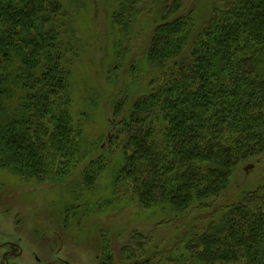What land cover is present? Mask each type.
<instances>
[{
	"label": "trees",
	"instance_id": "trees-1",
	"mask_svg": "<svg viewBox=\"0 0 264 264\" xmlns=\"http://www.w3.org/2000/svg\"><path fill=\"white\" fill-rule=\"evenodd\" d=\"M179 2L151 3L159 19L145 57L158 73L129 105L125 93L114 101L105 158L81 170L89 186L112 167V199L170 217L194 204L210 209L240 163L264 151V0H222L200 26L193 10L178 13ZM108 4L119 30L142 6L151 11L143 0ZM68 17L60 0H0V169L24 179L61 174L85 157L67 82L73 41L61 38ZM239 193L215 206L181 252L163 255L167 264H264V184ZM126 246L127 261L139 255L140 243L135 253Z\"/></svg>",
	"mask_w": 264,
	"mask_h": 264
},
{
	"label": "rangeland",
	"instance_id": "rangeland-1",
	"mask_svg": "<svg viewBox=\"0 0 264 264\" xmlns=\"http://www.w3.org/2000/svg\"><path fill=\"white\" fill-rule=\"evenodd\" d=\"M60 1L70 14L69 19L61 20L67 26L61 38L73 41L67 82L73 122H82L85 157L61 174L49 173L38 179H24L0 169V230L26 239L34 237L35 232L46 230L49 236L58 231L65 239V249L83 259L78 264H102L96 258L102 257L103 248L112 250L114 264H167L163 255L181 252L183 244L216 216V205L236 200L244 188L264 184V151L258 161L240 163L222 197L210 209L194 204L180 217H170L164 207L144 209L127 198L112 199L107 185L112 167L94 178L91 185L82 184L81 170L87 160L103 153L100 147L114 101L125 93V102L130 104L147 90L148 80L158 73L147 64L145 52L159 15L151 4L154 0H143L151 11L142 6L132 23L119 30L111 24L110 0ZM221 1L181 0L178 13L193 10L200 26L210 16L211 7ZM117 153L118 148H113V161ZM110 157L106 162L112 164ZM246 163L253 165L248 171L244 169ZM137 243L141 244L139 255L127 261L121 247L130 244L126 247L134 252ZM176 245L178 250H174Z\"/></svg>",
	"mask_w": 264,
	"mask_h": 264
},
{
	"label": "flooded vegetation",
	"instance_id": "flooded-vegetation-1",
	"mask_svg": "<svg viewBox=\"0 0 264 264\" xmlns=\"http://www.w3.org/2000/svg\"><path fill=\"white\" fill-rule=\"evenodd\" d=\"M0 264H78L79 259L65 249V239L58 231L35 232L34 237L26 239L14 232L0 230ZM26 240H25V239ZM97 261L114 264L112 250L104 249ZM99 264V263H98Z\"/></svg>",
	"mask_w": 264,
	"mask_h": 264
},
{
	"label": "water",
	"instance_id": "water-1",
	"mask_svg": "<svg viewBox=\"0 0 264 264\" xmlns=\"http://www.w3.org/2000/svg\"><path fill=\"white\" fill-rule=\"evenodd\" d=\"M252 166H253L252 164L248 163L245 165L244 169L248 171L250 168H252Z\"/></svg>",
	"mask_w": 264,
	"mask_h": 264
}]
</instances>
